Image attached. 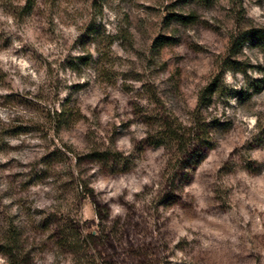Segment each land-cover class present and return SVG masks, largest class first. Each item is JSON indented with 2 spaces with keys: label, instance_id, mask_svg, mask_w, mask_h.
<instances>
[{
  "label": "rangeland",
  "instance_id": "obj_1",
  "mask_svg": "<svg viewBox=\"0 0 264 264\" xmlns=\"http://www.w3.org/2000/svg\"><path fill=\"white\" fill-rule=\"evenodd\" d=\"M0 264H264V0H0Z\"/></svg>",
  "mask_w": 264,
  "mask_h": 264
},
{
  "label": "trees",
  "instance_id": "obj_2",
  "mask_svg": "<svg viewBox=\"0 0 264 264\" xmlns=\"http://www.w3.org/2000/svg\"><path fill=\"white\" fill-rule=\"evenodd\" d=\"M67 113H68V111H67V108H65V107L63 108L62 111H58V110L54 111V115H55V118L57 120L64 119L67 116Z\"/></svg>",
  "mask_w": 264,
  "mask_h": 264
}]
</instances>
